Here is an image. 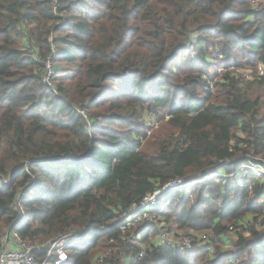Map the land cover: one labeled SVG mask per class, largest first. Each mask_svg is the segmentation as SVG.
Segmentation results:
<instances>
[{
    "label": "trees",
    "instance_id": "1",
    "mask_svg": "<svg viewBox=\"0 0 264 264\" xmlns=\"http://www.w3.org/2000/svg\"><path fill=\"white\" fill-rule=\"evenodd\" d=\"M258 62L264 0H0V249L11 232L45 258L77 232L63 264H136L143 250L139 264H264V180L239 170L264 164V100L247 90L264 89ZM178 180L197 183L159 200L157 222L121 229ZM171 222L222 241L162 246Z\"/></svg>",
    "mask_w": 264,
    "mask_h": 264
},
{
    "label": "built area",
    "instance_id": "2",
    "mask_svg": "<svg viewBox=\"0 0 264 264\" xmlns=\"http://www.w3.org/2000/svg\"><path fill=\"white\" fill-rule=\"evenodd\" d=\"M32 46H33V41H30L27 44V48L31 51V53H34V49ZM53 54H55V52H53ZM217 55H215V57ZM217 57L219 60L223 59L222 55H218ZM44 66H45V72L42 78V82L43 84L54 90L55 84L53 80L56 75L55 64L49 58L45 62ZM225 71H226L225 68H221L219 70V73L221 74ZM230 71L236 72L237 74H242L244 78H251V73H249L247 70L244 71L241 70L243 71L241 73V71H236V67L232 66L230 67ZM255 73L257 77L264 76V63L262 62L257 63V66L255 68ZM209 87L210 90L213 91L215 89V82H209ZM82 114L84 118L88 121L86 115L84 113ZM147 122L149 123L151 128H158L159 126V122L157 121L154 115H149L147 117ZM88 124L90 125L89 122ZM239 170L241 172L240 174L241 178L249 176L259 180H264V164L262 163L250 162L240 167ZM214 176L215 175H212L210 172L207 173V178ZM191 183H187L185 180L174 181L165 185L161 189L156 190L152 194L147 195L146 197H144L141 203L134 204L130 210H128L122 215L121 229L127 230L140 224L154 223L155 219L157 220L158 217L156 213V208L158 207L159 200L164 198L166 194H170V192H172L174 189H182L189 185L193 186L194 184ZM260 221L261 220H259L258 224L256 225L258 228H260ZM233 230H234L233 226L229 228L230 232H232ZM79 235H80L79 233L73 232L66 236L61 237L59 240H57L54 244L50 246L51 247L50 252L48 253L46 259L42 261L41 259L35 256L36 247L34 245L25 242L16 233L8 232L6 238L4 239L3 246L0 249V264H48V260L51 258V252L54 250V247L58 249V251L56 252L57 259L55 261V264L66 263L69 260V255L67 250L69 247H71L73 244L76 243L75 240L79 237ZM170 235H171L170 233L162 232L158 237L159 243L162 246L172 247L184 253L191 252L194 249L195 241L191 237L187 236L183 238H175V236L172 235L170 236ZM200 239L201 240H198L200 244H202L203 247H205V250L209 252L211 250V246L209 245L211 240L210 235L204 234L203 236L200 237ZM145 256H146V251L143 250L134 259V262L136 264H139V262ZM99 257L100 258L97 261V264L102 263L105 258L103 255Z\"/></svg>",
    "mask_w": 264,
    "mask_h": 264
},
{
    "label": "rangeland",
    "instance_id": "3",
    "mask_svg": "<svg viewBox=\"0 0 264 264\" xmlns=\"http://www.w3.org/2000/svg\"><path fill=\"white\" fill-rule=\"evenodd\" d=\"M68 17H65V19H66V21L68 20L67 19ZM65 21V22H66ZM217 69H215L214 67L211 69V72H214V71H216ZM244 71V70H243ZM243 71H241V73L243 72ZM247 71L249 72V73H251V78H244L243 76H242V74H241V76L244 78V80L245 81H248V82H252V81H254V75H252L253 74V70H250L249 68H247ZM224 73V72H223ZM248 91H249V94L251 95V97L253 98V99H256V98H258V97H260L261 98V100H264V89L263 88H261V87H249L248 89H247ZM159 122V121H158ZM160 125H162V124H160V122H159V127H160ZM158 127V128H159ZM155 130H157V128H151L150 127V125H149V123L147 122V124H146V131L148 132V135H150L152 132H154ZM142 143H143V141H142ZM258 159H261V160H263L262 158H258ZM242 166H244V165H242ZM241 166V167H242ZM227 175H231V174H227ZM191 182H193V183H191ZM191 182H189V183H191V184H196L197 183V181L195 182V181H191ZM170 193H172V192H170ZM167 196V195H166ZM160 200H163V199H160ZM164 207H166V206H164ZM153 210H155V209H153ZM158 218L159 217H157V220H158ZM157 220L155 219V222H157ZM124 223V222H123ZM165 226V231L164 232H167V233H169L168 232V230H167V228L169 227V225L167 226V224L166 225H163V224H160V227L161 228H163ZM171 226H172V230H171V232H170V234L172 235V236H175V238H183V237H191V236H189L188 234V232H189V229H180L179 230V228L177 227V224H175L174 222H171ZM231 226H233L234 227V230H241V229H239L238 227H237V225H236V223L234 224H232V223H230L229 224V228L231 227ZM229 228H228V230H229ZM130 230V229H129ZM176 230H179V231H176ZM196 234H197V236H198V238H196V237H191L195 242H197L198 240H201L200 239V237L201 236H203L204 234H208V235H210V238H211V240H210V242L212 243L210 246H211V248H214V246H215V244H216V242L217 243H219V242H221L222 240L221 239H219V237L218 236H216V235H214L213 234V232H211V231H206V232H196ZM170 235V236H171ZM226 236L228 237V240H230V241H235V235H234V231H232V232H230V231H228L227 232V234H226ZM139 239H140V237H139ZM50 250H51V247H50ZM50 250L48 251V253L50 252ZM58 251V249H56V247H54V250L51 252V257L53 256V255H55L56 254V252ZM48 253H47V255H48ZM47 255H46V257H47ZM104 256V255H103ZM46 257L45 258H40L42 261H44L45 259H46ZM51 259V258H50ZM49 259V260H50ZM49 260H48V264H49Z\"/></svg>",
    "mask_w": 264,
    "mask_h": 264
},
{
    "label": "bare ground",
    "instance_id": "4",
    "mask_svg": "<svg viewBox=\"0 0 264 264\" xmlns=\"http://www.w3.org/2000/svg\"><path fill=\"white\" fill-rule=\"evenodd\" d=\"M177 189H174L172 192L176 191ZM167 195V194H166Z\"/></svg>",
    "mask_w": 264,
    "mask_h": 264
},
{
    "label": "crops",
    "instance_id": "5",
    "mask_svg": "<svg viewBox=\"0 0 264 264\" xmlns=\"http://www.w3.org/2000/svg\"><path fill=\"white\" fill-rule=\"evenodd\" d=\"M159 241V240H158ZM13 247H14V245H13Z\"/></svg>",
    "mask_w": 264,
    "mask_h": 264
}]
</instances>
